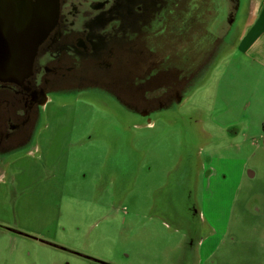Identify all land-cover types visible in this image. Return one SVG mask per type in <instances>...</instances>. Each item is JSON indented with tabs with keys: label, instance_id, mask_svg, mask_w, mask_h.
Listing matches in <instances>:
<instances>
[{
	"label": "rangeland",
	"instance_id": "374dc122",
	"mask_svg": "<svg viewBox=\"0 0 264 264\" xmlns=\"http://www.w3.org/2000/svg\"><path fill=\"white\" fill-rule=\"evenodd\" d=\"M223 66L148 126L97 96L50 101L37 151L0 184V264H264V68L243 54ZM199 100L229 108L216 123ZM246 114L239 150L219 124Z\"/></svg>",
	"mask_w": 264,
	"mask_h": 264
},
{
	"label": "water",
	"instance_id": "95a60500",
	"mask_svg": "<svg viewBox=\"0 0 264 264\" xmlns=\"http://www.w3.org/2000/svg\"><path fill=\"white\" fill-rule=\"evenodd\" d=\"M258 3L0 0V174L15 157L37 151L42 113L54 99L97 96L129 121L144 118L139 126L152 125L151 114L181 108L235 50ZM143 83L152 88L154 102L165 89L163 105L141 100ZM123 89L124 96L113 95ZM172 92L175 103L169 106Z\"/></svg>",
	"mask_w": 264,
	"mask_h": 264
},
{
	"label": "crops",
	"instance_id": "0c3cea01",
	"mask_svg": "<svg viewBox=\"0 0 264 264\" xmlns=\"http://www.w3.org/2000/svg\"><path fill=\"white\" fill-rule=\"evenodd\" d=\"M242 54L247 55L251 59V61H253V62L255 61V62L259 63L264 68V0H259L257 9L255 11L254 19H253L252 23L246 28L243 35L241 36L235 50L232 53H230L229 55H227L226 57H224L220 61L218 66L212 72L211 77L209 78L207 83L208 82L210 83V81L213 77V73L215 72V70L219 66H220L219 70L220 69L223 71L227 70V67L223 66L224 60L229 59V58H233V57H238V56H241ZM196 108L198 110H200V114L202 116L209 117L210 119L215 121V120H217V117L223 116L224 112L229 107H228V105L221 104V103L209 105L208 103L202 102V100L201 101L199 100ZM219 125H220V127L227 130L228 136L230 137V139L232 141H235V144H236L240 135L245 134V132L249 129L250 117L248 114H246L241 120H236L234 122L231 121V122L227 123V125H225L223 123H221ZM203 128L206 131V133L209 134L211 139H213V135L207 129H205V126H203ZM256 143H257V141H256ZM236 145H237L239 150L242 149V147L240 145H238V143ZM210 176L208 179V185L210 184ZM211 235H209L208 237H210ZM208 237H207V239H208ZM213 255H214V253L212 254V256ZM212 256L209 260L206 258V261H208V262L212 261V263L216 262L213 260Z\"/></svg>",
	"mask_w": 264,
	"mask_h": 264
},
{
	"label": "flooded vegetation",
	"instance_id": "af4514ba",
	"mask_svg": "<svg viewBox=\"0 0 264 264\" xmlns=\"http://www.w3.org/2000/svg\"><path fill=\"white\" fill-rule=\"evenodd\" d=\"M143 61L144 60H142L141 62H140V64H142L143 63ZM148 75L149 76H152V72L150 71L149 73H148ZM140 79H141V75H140ZM148 79V78H147ZM148 81V80H147ZM144 84V87L146 88V93L144 94V96H142L141 97V100L142 101H144L146 104H147V106H149V107H151V106H154L155 104H159V105H163L162 104V102L164 101V99H165V97H164V90H162V91H157V93H158V95L156 96V101L154 102L153 100H152V97H151V94H152V88L151 89H147V87L149 86V84H147V83H143ZM138 86H139V84H136L135 85V87L136 88H138ZM124 93H125V91H124V89L123 90H120V91H113V95L117 98L118 97V95L119 96H124ZM174 94H175V92H172L171 94H170V99L167 101V105H169V106H173L174 105V103H175V100H174ZM1 100H0V107H1ZM124 105H128V101H124V103H123ZM195 109L198 111L197 112V115H200V116H202L201 114H200V110H198L196 107H195ZM197 120H199V118L197 119ZM8 168H9V165H7L6 166V168L4 169V172L2 173V174H0V184L1 185H3V186H5L6 187V185H8V184H10L11 183V180L12 181H14L15 179H16V176L17 175H15V177L14 176H12L11 175V173H10V169L8 170ZM196 183V182H195ZM203 220L201 219V221L202 222H204V225H207V227H208V232H207V235H206V237L205 238H203L202 240H201V238H200V240H197L196 238H195V240H197L198 242H200L199 244H201L202 246H203V244L205 243V241H206V239H207V237L209 236V235H211L214 231H215V228L214 227H211L210 225H209V223H208V221H207V219L205 218V216L203 215ZM5 229H7L8 231H10V232H12V233H14V234H18V235H20V236H25V237H30L28 234H26L25 232H23V231H21V230H19V229H17V227H10V226H6V227H4ZM34 240H37V241H40V242H42V243H45V244H49V242H47V241H45V240H39V239H34ZM52 244V243H51ZM50 244V245H51ZM200 245V246H201ZM51 246H54V247H58L57 245H55V244H52ZM75 254H78V255H82V254H80V253H75ZM88 259H90L91 261L93 260L92 258H90V257H88ZM95 261V260H94ZM96 262L97 263H101V264H106L105 263V261H99V260H96Z\"/></svg>",
	"mask_w": 264,
	"mask_h": 264
}]
</instances>
